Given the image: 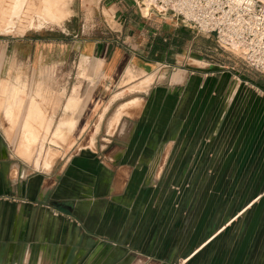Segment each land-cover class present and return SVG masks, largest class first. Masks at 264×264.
Returning a JSON list of instances; mask_svg holds the SVG:
<instances>
[{
	"label": "crops",
	"instance_id": "0c3cea01",
	"mask_svg": "<svg viewBox=\"0 0 264 264\" xmlns=\"http://www.w3.org/2000/svg\"><path fill=\"white\" fill-rule=\"evenodd\" d=\"M95 2L93 10L95 15L101 13L105 32L100 26L95 33L86 32L84 25L74 29L70 24L79 14L72 8L60 39L40 38L43 31L52 28L29 30L21 36L12 34L17 30L1 33L0 80L14 62L32 63L38 52L39 59H45L42 50L50 47L66 48L64 60L71 58L68 48L72 46L76 58L98 62L99 74L107 76L106 84L113 80L109 74L128 66L146 72L152 67L179 64L182 56L185 60L191 53L195 42L191 43L192 32L183 26L142 17L131 0ZM132 69L127 71L134 79L138 75ZM181 71L162 85L156 83L154 75L148 86L149 77L124 85L140 86L132 92L145 93V104L136 97L119 107L116 114L126 115L114 130L118 115L111 119L113 133L108 141L112 145L115 140V147L104 159L80 153L51 172L32 173L10 162L14 160L10 147L0 137V264H264V152L260 151L264 150V140H254L253 152L232 153L225 158L235 161L232 170L251 175L257 188L244 191L236 208L228 201L221 212L214 210L205 195L196 207L189 204V220L185 222L176 209L173 190L148 188L147 166L163 155L160 144L164 129H172L180 121L188 109L183 95L190 94L191 85L198 81ZM127 79L125 73L122 83ZM200 79L197 91L206 82ZM101 91L98 98L104 95ZM27 106L18 111L26 114ZM70 109L82 113L85 107L68 104L65 113H71ZM42 112L47 113L45 108ZM43 127L51 129L52 124ZM204 189L208 193L211 188ZM224 199L225 203L228 198ZM215 216L223 218L217 228L212 227ZM217 254L219 263L214 260ZM232 257L244 260L234 262Z\"/></svg>",
	"mask_w": 264,
	"mask_h": 264
},
{
	"label": "rangeland",
	"instance_id": "374dc122",
	"mask_svg": "<svg viewBox=\"0 0 264 264\" xmlns=\"http://www.w3.org/2000/svg\"><path fill=\"white\" fill-rule=\"evenodd\" d=\"M70 3L68 7L71 15L72 8L79 14L70 26L77 29L84 25L86 32L91 33L97 32L100 26L105 32L106 25L101 22V13L95 15L93 10L96 8L94 0H72ZM132 3L138 13L145 17V10ZM104 14L103 17L112 22L108 14ZM154 17L177 24L169 15L161 17L151 14V18ZM65 25L66 22L62 27H48L52 29L43 31L40 38H62L61 32L66 31ZM188 30L192 32L194 39L191 43H195L185 60L182 56L179 64L156 69L152 67L146 72L128 66L109 74L113 80L107 84L106 74H99L98 62L88 57L76 58L72 46L68 48L69 59L64 60L66 48L50 47L42 50L45 59H39L38 52L37 60L32 63L14 62L10 71L0 80V137L10 147L14 158L10 162L19 163L32 173L42 174L51 172L54 167L59 168L80 153H91L96 160H101L100 157L104 159L115 147V140L112 145L108 141L112 140L109 138V124L119 107L136 97L142 98L145 104V93L132 92L140 89V86L134 89L136 85L132 88L124 85L135 81L138 84L149 77L146 79L148 86L153 81L152 75L158 78L157 84H166L173 74H182L183 70L186 71L187 78H198L199 81L201 77L200 80L206 82L199 91L201 81L191 85L190 94L183 95L188 109L181 114L175 127L170 129L168 126L164 129L160 144L163 155L147 166L150 171L148 188L173 190L176 209L181 212L185 222L189 220V204L193 202V207H196L205 195L209 196L214 210L220 209L221 212L228 207V201L232 209L236 208V202L244 191L252 188L254 192L257 188L253 185L251 175L242 176V171L232 170L231 164L235 161L225 158L232 153L253 152V142L258 138L263 143L264 75L249 68L237 55L221 49L214 36ZM12 34L21 36L18 32ZM184 50L185 48L181 55H184ZM168 61L171 63L170 59ZM128 68H133V74L138 76L132 79ZM125 73L128 79L122 83ZM182 87L186 88L185 85ZM101 88V95H104L98 98ZM30 93L35 97L32 98L39 101L40 111L45 108L47 113L42 112L43 121L33 123L35 126L27 131V112H15L19 115L13 125L4 111L17 97L22 98L23 102L21 106L15 107L16 110L27 104L28 109L32 99L29 98ZM38 94L40 97H36ZM68 104H76L79 109H85L82 113H65ZM109 107L112 109L106 113L105 110ZM120 114H116L118 116L114 118L113 130L121 117L126 115ZM23 118L24 123L21 122ZM49 124H52L51 129L43 127ZM260 151L264 152L262 148ZM204 188L211 189L204 193ZM225 197L228 199L224 203L222 201ZM222 220L221 216L213 217L212 227L217 228ZM214 260L219 263L218 254ZM231 260L242 263L244 258L232 257ZM249 261L251 263L252 259Z\"/></svg>",
	"mask_w": 264,
	"mask_h": 264
},
{
	"label": "built area",
	"instance_id": "2783aa9c",
	"mask_svg": "<svg viewBox=\"0 0 264 264\" xmlns=\"http://www.w3.org/2000/svg\"><path fill=\"white\" fill-rule=\"evenodd\" d=\"M145 17L171 16L184 28L214 36L219 47L264 75V0H131Z\"/></svg>",
	"mask_w": 264,
	"mask_h": 264
},
{
	"label": "bare ground",
	"instance_id": "6f19581e",
	"mask_svg": "<svg viewBox=\"0 0 264 264\" xmlns=\"http://www.w3.org/2000/svg\"><path fill=\"white\" fill-rule=\"evenodd\" d=\"M70 1L72 0H9V2L0 0V33L6 34L17 30L18 34L24 35L29 30H43L50 26L62 27L71 16L68 7L71 4ZM19 95L21 96V94ZM17 98V100L13 99L4 111L6 118L12 124L18 119L19 114H15V112L21 113L15 107L21 106L23 99ZM75 105L73 104V106ZM72 109L69 112L74 110ZM26 112V128L27 131H31L29 128L35 126L33 123H40L44 119L40 111L39 101L32 98Z\"/></svg>",
	"mask_w": 264,
	"mask_h": 264
}]
</instances>
